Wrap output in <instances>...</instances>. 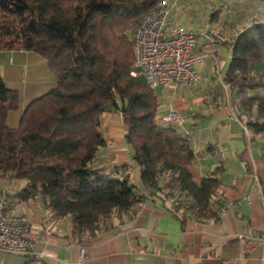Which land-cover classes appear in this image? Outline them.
Listing matches in <instances>:
<instances>
[{"label":"trees","instance_id":"obj_1","mask_svg":"<svg viewBox=\"0 0 264 264\" xmlns=\"http://www.w3.org/2000/svg\"><path fill=\"white\" fill-rule=\"evenodd\" d=\"M161 1L170 0H0V52H33L55 78V87L32 100L11 128L7 114L19 108V95L0 75V178L23 182L20 200L41 199L55 217L70 219L75 236L132 218L157 197L181 224L216 219L222 207L218 170L194 181L188 135L159 118L154 89L132 75L129 30ZM263 63L264 23L254 21L232 38L221 81L246 136L259 142L261 185L264 69L257 65ZM108 113L121 117L131 164L91 168L105 146L100 123ZM132 165L141 191L131 182Z\"/></svg>","mask_w":264,"mask_h":264},{"label":"crops","instance_id":"obj_2","mask_svg":"<svg viewBox=\"0 0 264 264\" xmlns=\"http://www.w3.org/2000/svg\"><path fill=\"white\" fill-rule=\"evenodd\" d=\"M168 11V25L181 26L195 34L197 51L204 57L193 66L199 75L197 81L186 87H158L163 93L158 98V116L163 120L170 110L180 115L175 127L188 135L194 149L191 173L195 182L218 170L217 200L223 204L216 211L217 218L187 219L181 224L165 208L169 203L157 197L140 206L132 218L119 220L91 237H79L73 234L68 217L45 214L47 207L41 199L21 200L26 209L16 207L11 213L27 216L35 251L46 257L31 260L0 254V264H264V212L253 179L262 166L260 145L244 134L241 121L231 110L229 92L224 91L220 80L228 67L231 40L242 29L228 22L220 10L196 27L190 2L170 0ZM210 29L216 30L221 40L206 42L202 34ZM7 53L12 64L15 56L25 60V74L29 65H37L43 59L33 52ZM216 65L220 78L215 72ZM36 83L35 79L31 81L33 96L44 90ZM100 131L105 141L100 152H104L107 162L96 166L94 161L93 167L109 170L131 164V149L124 140L120 115L105 114ZM6 179L12 183L6 187V195L23 189V182ZM131 182L141 191L139 170L134 165ZM39 205L40 211L36 208Z\"/></svg>","mask_w":264,"mask_h":264},{"label":"built area","instance_id":"obj_3","mask_svg":"<svg viewBox=\"0 0 264 264\" xmlns=\"http://www.w3.org/2000/svg\"><path fill=\"white\" fill-rule=\"evenodd\" d=\"M168 3L161 1L151 10L140 16L132 25L131 39L135 51L133 76H142L151 89L158 87H186L199 79L193 70L204 55L197 51L196 36L181 26L168 25ZM202 37L208 43L221 40L216 30H206ZM215 72L220 78L218 65ZM221 80V78H220ZM224 91L227 86L222 83ZM167 124H179L180 115L170 110L163 118ZM243 132L247 135L244 126ZM258 190L261 207L264 212V185L253 174ZM0 254H11L31 260L46 257L43 252L35 251L34 240L30 237V222L24 214L10 213L7 210L3 194L0 192ZM84 251H80L82 259Z\"/></svg>","mask_w":264,"mask_h":264},{"label":"rangeland","instance_id":"obj_4","mask_svg":"<svg viewBox=\"0 0 264 264\" xmlns=\"http://www.w3.org/2000/svg\"><path fill=\"white\" fill-rule=\"evenodd\" d=\"M181 2H190L192 5V8L195 11L194 23L196 27L203 24V19L207 20L214 16L213 14H215L214 12L217 10L223 12V17L227 19L228 22L232 23L234 27H240L242 30L250 26L254 21L264 23V0H181ZM131 29L132 27L129 30L130 35ZM13 58L12 64V62H10L11 55H9L7 51L0 52V75L7 88L15 90L19 95V108L16 111H11L7 114V125L11 128L17 127L22 112L32 100L48 93L55 87V78L49 71L47 62L44 59L38 61L39 63H37V65H29V71H26L27 74H25V68H23L25 60L20 56H15ZM257 69H264V63L262 65H257ZM32 70H35L36 72L33 73ZM30 74H33V76H30ZM34 79L37 82L36 84L40 85V88H44V90L33 96L32 93L35 90L31 91L33 89V87H31V81ZM141 79H143L142 76ZM154 93L159 99L163 97L161 88L154 89ZM100 150L101 149H99L96 154V160H94L96 166L101 165L102 161L107 162L104 152H100ZM93 164L91 165V168H93ZM11 185L12 183L8 182L6 178L0 179V187L3 186L0 192L3 194L6 207H8V212L11 213L16 207L25 210L27 206L20 204L21 200L19 192L5 194V192H8V188L6 187H10ZM12 206H14V208H12ZM36 208L39 211L41 210L40 205ZM47 212L52 211L47 208L45 214H47Z\"/></svg>","mask_w":264,"mask_h":264}]
</instances>
